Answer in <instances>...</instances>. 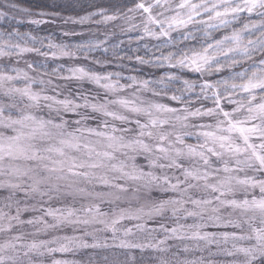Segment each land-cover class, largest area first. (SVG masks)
Returning <instances> with one entry per match:
<instances>
[{
    "label": "snow or ice",
    "instance_id": "obj_1",
    "mask_svg": "<svg viewBox=\"0 0 264 264\" xmlns=\"http://www.w3.org/2000/svg\"><path fill=\"white\" fill-rule=\"evenodd\" d=\"M132 4L122 17L41 11L37 19L20 0H0V58L26 66L0 68V264H81L84 257L120 264V255L135 259L132 250L171 253L170 241H191L180 246L186 254L214 255L215 246L232 258L227 264H264V0ZM50 7L61 4L51 0ZM253 16L257 22L233 28ZM57 18L64 25L121 21L114 25L121 33L159 41V56L136 61L165 75L107 71L124 59L120 44L110 45L114 33L57 44L21 31ZM221 29L232 30L216 36ZM63 35L84 33L69 28ZM101 49L103 58L90 56ZM81 56L104 71L48 68L50 59ZM237 66L242 70L227 71ZM161 96L177 106L154 99ZM193 96L200 105L192 106ZM137 233L143 239H131ZM177 264L211 262L200 255Z\"/></svg>",
    "mask_w": 264,
    "mask_h": 264
},
{
    "label": "trees",
    "instance_id": "obj_2",
    "mask_svg": "<svg viewBox=\"0 0 264 264\" xmlns=\"http://www.w3.org/2000/svg\"><path fill=\"white\" fill-rule=\"evenodd\" d=\"M58 3L61 4V8L58 10H54L50 7L51 0H20V3L23 6L30 8L33 12V18H41L39 13L41 11L52 12L59 11L61 16H79L87 15L89 12H96L102 10L106 12L108 15H118L123 16L128 11V7L134 6L132 4V0H78L77 3L73 4V0H57ZM94 5V6H93ZM131 15V14H129ZM206 18V17H205ZM45 19L51 20V17H45ZM98 19V17H97ZM258 17L253 16L251 19L242 17L241 21H235L233 24V28L239 29L242 27V23H253L258 21ZM141 17L137 16L135 23L139 24ZM121 23V21H114L105 25H96L94 22L86 25H64L60 19H56L55 23H44L39 26L25 24L21 27V31L23 32H33V34L39 35L40 37H46L52 40L54 43H67V44H77L84 43L88 39L99 38L103 39L105 32L114 33L110 37V45L120 44V47L117 49L120 55L124 57L122 61H116L108 67L107 71L111 72H120L124 77L129 75H133L138 77L139 79H147V80H155L159 77H163L165 75V69H157L152 68L147 65H140L136 61L137 56H142L145 59L152 58L153 52L159 56L160 52L157 49V44L160 43L154 39H146L145 41H140L136 32H132L130 34L121 33L119 27H114V25ZM75 28L77 32H83V36H64L63 31L65 29ZM232 29H221L219 32H216L215 35L218 37H222L225 32H230ZM259 33L256 32L255 35L251 33H245L246 38L255 39L256 35ZM173 35L179 39V35L177 33H173ZM120 41H123L121 44ZM47 43V40L45 41ZM47 51V49H44ZM167 52V49L164 50ZM111 53V48L109 52V56ZM90 56L103 58L104 53L103 50L93 51ZM76 62L79 65H84L86 67H95L98 71H104V69L100 68L98 65H92L91 59L84 60L83 57L76 59ZM246 66V65H245ZM242 70L241 66H237L233 70L227 71H240ZM187 78L189 79H197L195 74L187 73ZM219 78V76L213 77V79ZM125 82L124 80L121 81ZM180 84L170 85L169 87L175 89L179 88ZM159 87V85H156ZM90 89L92 87H89ZM199 92V89L196 90ZM171 93H169L170 95ZM187 95V94H186ZM161 99L164 98V101H168V104L172 106H177L175 102L170 101L167 97L161 96ZM160 99V100H161ZM203 103L211 104L210 101H206ZM201 101L197 100L195 96L192 97V106L195 107L200 105ZM182 107L183 105H179Z\"/></svg>",
    "mask_w": 264,
    "mask_h": 264
},
{
    "label": "rangeland",
    "instance_id": "obj_3",
    "mask_svg": "<svg viewBox=\"0 0 264 264\" xmlns=\"http://www.w3.org/2000/svg\"><path fill=\"white\" fill-rule=\"evenodd\" d=\"M24 59H27L29 61H33V60H35V61H43L44 60L43 57H37V56H35V54H26ZM9 63H11L13 66L18 67V68H20L22 70L25 69V67H26L24 62H23V60H21L19 64H16V58L15 57L11 58V60H9L7 58H0V68H5V66L8 65ZM59 65H63L64 69H67L68 67L74 66V65L75 66H81V65H79L76 62V59L72 60V59L64 58V59H61V60H51L50 59L48 61L49 70H51L52 68H54L56 66H59ZM82 66H84V65H82ZM66 74H67V72L65 71V75ZM53 82L54 83H58V84H62V85L67 83L65 81H58V80L55 79V77H53ZM84 87L85 88H89V87H93V86L90 85V84L85 83ZM34 88L38 90L39 86H34ZM49 94H51V92ZM143 95H145L146 97L152 98L150 93H144ZM154 99H156V100H158L159 102H162V103H167L168 102V101L165 102L164 98L161 99L159 97H156ZM189 142H192V141L190 140ZM241 176H243V173H241ZM257 194H258V190H257ZM188 222L191 223V221H188ZM122 223H123V225H126L127 227H133V223L132 222L124 221ZM147 227L149 229H151L153 227H157V225L149 223L147 225ZM122 231H123V228H121V232ZM158 238H162V234H160V236ZM131 239H133V240H135V239H143V234L137 233V236L136 237H132ZM111 242H112L111 239H109V243H111ZM183 243H188L189 245L192 244L191 241H185V242L170 241L169 244L172 245V249H171V253H167V254L157 252L154 249H146L142 253L139 250H132V252H133V255H135L138 258L139 257L148 258V257H157V256H170V255H172V253H176L180 259H185V258L194 259V258H196V257H198L200 255H203L209 262H211V264H227V261L232 259L231 257H227L226 255H224L222 251H218L215 246H213L212 249H211V252L215 253L214 255H210L208 251H204L203 253H187L186 254V253H183L180 250V246ZM113 251L117 252L118 254L120 253L119 249H114ZM120 256H121V258L125 257L124 255H120ZM56 258H64V259L72 260V259H80L81 256L80 255L73 256L72 254H64L62 256L61 254H56Z\"/></svg>",
    "mask_w": 264,
    "mask_h": 264
},
{
    "label": "clouds",
    "instance_id": "obj_4",
    "mask_svg": "<svg viewBox=\"0 0 264 264\" xmlns=\"http://www.w3.org/2000/svg\"><path fill=\"white\" fill-rule=\"evenodd\" d=\"M168 260V264H177L178 257L175 255L166 256ZM81 264H89L87 257L81 258ZM93 264H103L102 261L99 260V257L93 262ZM120 264H161V256L157 257H135L132 259L131 257H123L120 256Z\"/></svg>",
    "mask_w": 264,
    "mask_h": 264
}]
</instances>
